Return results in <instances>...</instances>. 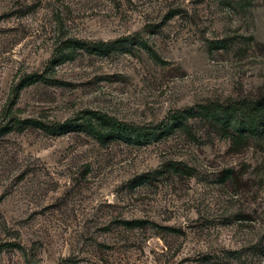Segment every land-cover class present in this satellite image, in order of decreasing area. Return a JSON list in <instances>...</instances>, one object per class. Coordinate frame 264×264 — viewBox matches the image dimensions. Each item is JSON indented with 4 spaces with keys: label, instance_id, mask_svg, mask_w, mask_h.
<instances>
[{
    "label": "rangeland",
    "instance_id": "374dc122",
    "mask_svg": "<svg viewBox=\"0 0 264 264\" xmlns=\"http://www.w3.org/2000/svg\"><path fill=\"white\" fill-rule=\"evenodd\" d=\"M66 39L117 43L53 66ZM260 94L264 0H0V130L18 123L0 134V264H264V139L203 118ZM187 110L139 145L22 122L91 111L157 134Z\"/></svg>",
    "mask_w": 264,
    "mask_h": 264
},
{
    "label": "trees",
    "instance_id": "16d2710c",
    "mask_svg": "<svg viewBox=\"0 0 264 264\" xmlns=\"http://www.w3.org/2000/svg\"><path fill=\"white\" fill-rule=\"evenodd\" d=\"M116 43L98 44L77 39H66L55 50L56 54L52 56L51 63L53 66L60 65L70 60L71 55L77 50L89 54L94 48L109 47ZM140 46L146 54L153 57L150 48L146 46L145 42ZM42 79L43 77L38 74H29L20 80L15 90L18 91ZM203 113V118L216 125L218 124L219 132L223 138H229L234 145L247 141L259 142L264 139V94H260L256 99L241 98L229 100L222 106L205 109ZM192 117V112L188 110L175 112L165 120L170 121L169 128H166L164 121L157 125L156 129L160 128V132L157 134L154 131H150L151 133L149 134H144L139 128L131 124H126L105 114L91 111L84 112L83 116L73 120L51 125H43L33 120H25L22 122L35 129L42 130L51 136H60L67 133H82L100 144L121 140L124 143L131 142L139 145L140 143L148 144L153 140L168 135L169 131L179 129L184 121ZM15 124L18 125V123ZM16 125L13 124L12 128ZM12 128L5 127L3 130H0V134L7 133ZM140 140L141 142H139Z\"/></svg>",
    "mask_w": 264,
    "mask_h": 264
}]
</instances>
